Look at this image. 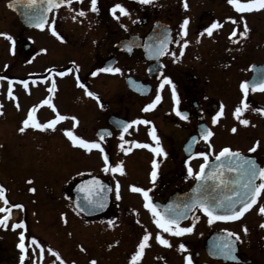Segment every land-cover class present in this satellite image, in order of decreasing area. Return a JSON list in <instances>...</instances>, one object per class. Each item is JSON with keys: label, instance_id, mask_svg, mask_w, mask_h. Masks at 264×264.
<instances>
[{"label": "flooded vegetation", "instance_id": "1", "mask_svg": "<svg viewBox=\"0 0 264 264\" xmlns=\"http://www.w3.org/2000/svg\"><path fill=\"white\" fill-rule=\"evenodd\" d=\"M8 1L0 0V13H12L16 17ZM186 2L187 8L183 6L185 0H153L151 5H141L137 0H98V12L93 13L90 0H73L71 6L62 5L48 13L49 24L55 27L63 40L52 35L47 25L43 30L27 27L16 17L20 30L19 34H11L15 41L11 46L12 57L29 63L37 60L49 64L43 76L55 81L56 90L50 95L56 100L62 101L58 95H54H62L59 81L70 78L72 82L69 86L73 91L65 95L64 101L71 112H76V119L80 118V112L84 113V132L78 130L77 125L75 129L70 126L66 129L89 141H99L97 134L108 129L112 134L99 142L109 156L110 164L122 163L123 174L106 173L99 150L88 152L82 149L87 165L84 172L50 191L52 197H55V192L56 198H64V210L70 213L74 209L72 189L78 180L95 177L112 189L107 193L106 207L102 212L82 216V223L89 230L96 226V230L104 231L100 232L103 240L99 243V255L105 263L97 264H114L112 257L115 262L121 260L123 264H129L146 230L152 237L137 264H186L185 257H191L192 264H264V228L260 227L264 223V215L258 211L264 205V193L256 205L234 221L209 224L202 211L193 210L187 218L180 220L181 227L191 226L193 231L177 237L158 229L151 213L144 208L143 196L130 190L131 186L150 189L149 195L161 209L170 203L188 202L185 194L194 186L196 179L187 176V169L191 167L198 172L204 163L203 157H197L195 153H207L209 164L224 147L251 156L264 166V115L252 110L264 109V92L249 91L244 97L239 87L243 81L251 83L258 80L264 71V10L237 13L228 0ZM116 3L123 4L129 13L125 16L117 11L119 20L110 12ZM80 9L85 10V16L78 15ZM229 17L237 23H233ZM185 18L189 19L187 36H180V24ZM213 22L221 27L214 29L212 36H209L204 29ZM244 23L249 29L247 35L230 38L233 29L238 32L243 30ZM165 30L172 41L168 44L169 52L160 56L149 55L144 44L150 43L153 36ZM184 40L189 43L183 47L181 54ZM129 46L131 51L127 50ZM41 49L46 51L42 52ZM169 53H175V56ZM108 66L118 67L121 71L91 75L93 71ZM69 68L73 70L71 73L63 77L56 75ZM77 75L88 90L99 97V103L85 95L84 89L77 85ZM164 77H169L175 84L178 103L173 101L171 85L165 84L159 89ZM158 89L161 101L155 108L143 111L155 98ZM242 99L248 105L241 116V119L250 122L247 126L233 115ZM221 104L224 106L223 115L216 124H212V117L220 110ZM176 110L187 113L188 119L178 117ZM133 120H148L151 123L132 125L123 134L122 141L120 136L123 129L118 125L121 122L131 124ZM153 127L166 156H154L150 148L136 147L131 143L135 141L154 147L156 142L149 135ZM202 127L213 133L208 143L200 137ZM233 127L237 129L236 132L231 131ZM257 128L263 135L252 133ZM242 132L245 134L241 135ZM193 137H196L195 143L192 142ZM257 141L261 147L255 153H249L248 149ZM128 149L130 151H126ZM154 158L159 164L155 187L150 178ZM117 181L120 184L119 200L115 197ZM9 194L10 190L6 189L5 197L9 201L6 206L19 204V201H10ZM12 212L19 211L11 208L10 213H0V217L8 215V221L12 224L25 221L19 214L11 220ZM59 219H62L60 224L65 227L64 237L69 239V234H73L68 227L69 218L64 215ZM109 221H112V226H109ZM24 225L27 231V224ZM245 226L247 233L243 231ZM58 227L55 228V235L59 234ZM7 229L8 232L14 230L11 225L7 228L0 226V232ZM224 230L240 236L235 241L234 255L238 257L237 260L218 254L216 245L219 238L226 235ZM157 232L169 240L171 247L156 241ZM36 238L43 245L41 237ZM89 239L90 248L94 251L93 240ZM17 240L15 246L12 244L14 251L18 249L19 237ZM6 241L0 237V264L9 247ZM181 243L185 245V251L179 250ZM114 249H117L113 252L117 253V258L110 253ZM62 251L65 252L62 259L70 261L71 252L65 244H62Z\"/></svg>", "mask_w": 264, "mask_h": 264}, {"label": "snow or ice", "instance_id": "2", "mask_svg": "<svg viewBox=\"0 0 264 264\" xmlns=\"http://www.w3.org/2000/svg\"><path fill=\"white\" fill-rule=\"evenodd\" d=\"M77 2H82V0H77ZM141 5H151L153 4V0H137ZM73 0H15V3H10L9 7H15L16 4H21L28 9L32 10L31 15L27 12L25 13V18L29 23H34L35 27L43 30L45 26H49L51 28L52 35L56 36L58 39L63 40V37L56 31L55 27L49 24L48 13L52 12L54 9H59L62 5L71 6ZM228 3L233 6L237 13H247L252 11L264 10V0H228ZM98 0H90V10L93 13L98 12ZM185 8L188 7L187 2L183 5ZM117 11L120 15H128V10L121 3H116L110 9L111 14L117 20H119L120 16L117 15ZM78 15L83 17L86 15L84 9H80L78 11ZM75 19V17H73ZM228 19L232 20L233 23H237L236 20H233L231 17ZM243 20V16L240 17ZM54 24V18H53ZM189 24V19L185 18L183 22L180 24L179 33L180 36H187V26ZM123 27V26H122ZM221 27V25L217 22H213L209 27L204 29V32L207 35L212 36L213 30ZM249 29L246 23L243 25L242 31H237V29H233L230 34L231 37H244L247 35ZM0 36L5 37L13 44L15 41L13 37L7 33H0ZM172 42L170 37L167 34V30L163 33L157 34L151 38L150 43H145L144 47L148 50V54H155L157 56L164 55L166 52H169L168 44ZM235 42V41H234ZM179 43V41H176ZM189 42L187 40L183 41V45L181 46V54L183 53V47L187 46ZM128 51H131V46L128 47ZM42 52L46 51L45 49H41ZM170 55L175 56V53H169ZM74 63V62H73ZM73 70L71 68L66 69L64 71H59L56 75L63 77L68 73H71ZM121 71L118 67H103L99 68L96 71L91 73L92 76H96L98 72H108V73H119ZM78 72V67H77ZM0 79H7L6 77H0ZM25 88L28 87L27 81H21ZM77 85L84 89L85 95L92 97L97 100L99 103V97L96 96L95 93L88 90L86 84H84L79 76H76ZM165 84L171 85L172 90V98L175 103H178L177 93L175 84L171 81L169 77H164L163 81L159 85V89H162ZM12 81H8V96L13 98L12 92ZM241 92L244 97H247L249 91L256 92H264V71H262L258 77V80H254L249 83L248 81H243L239 85ZM159 89L157 90V94L155 98L151 101V103L147 104L143 111H149L161 101L162 97L160 95ZM56 90V84L53 80L51 82V86L48 88L49 93H53ZM43 104H47L49 107L56 111L55 106L51 103L50 99H45L42 101ZM103 107L102 104H100ZM17 107L19 105L17 104ZM223 104L220 105V110L215 113L212 117V124H216L218 122V118L223 115ZM248 108V105L242 99L240 102V106H237L234 110L233 115L239 120L242 125H249V121L247 119H241L242 112ZM253 111L259 112L264 115V109L256 108L252 109ZM36 109L33 107L27 113L26 118L22 121V126L18 129L20 133H24L25 130L29 127L33 129H38L41 131L55 130L56 125L65 119H72L76 123H78L76 117H67L64 115H60L57 113L54 119L47 121L46 123H40L35 119L34 113ZM176 115L181 119H188V114L176 110ZM151 122L148 120H133L131 124L121 122L118 126L123 129L120 139L123 141L124 133L128 132V129L132 125L137 124H150ZM236 128L233 127L231 129L232 132H236ZM112 133L108 129L101 130L97 135L99 137V141H103L105 136H110ZM64 135L70 140L74 147L84 149L88 152H92L94 149L99 150L103 157V171L110 173H121L123 174L122 163H117L115 165L110 164L109 156L105 154L104 148L101 146L99 141H89L82 137L75 135L72 131L65 130ZM149 135L156 142L155 146H151L149 144H139L135 141H132L136 147H144L150 148V150L154 153V156H166L167 153L164 151L162 146L160 145V138L156 135V130L153 127L149 131ZM213 135L210 130L202 127V131L200 133V137L206 142H209V138ZM192 142H196V137L192 138ZM210 146V145H209ZM123 147V145H121ZM260 142L257 141L252 147L248 149L249 153H255L258 148H260ZM190 149H186L188 151ZM130 151V149L126 150ZM197 157H203L204 163L200 165V169L198 172H194L191 167L187 169V176L194 177L198 183L196 187L193 189V195L190 200L185 203H170L165 205L163 209L159 205L153 202L152 197L149 195L150 189H144L141 187L131 186L130 190L136 193H140L143 196L144 200V208L147 209L152 217L153 222L158 229H161L164 233H168L174 236H183L186 233H191L193 231V227H181L180 220L187 218L189 213H192L193 210L199 209L202 211L208 218V223L212 224L214 221H234L240 219L245 212L249 211L253 205L257 204L258 198L264 193V166H261L256 159L251 156H244L239 151H233L229 147H224L221 149L218 155H216L215 159L220 161L221 158H225V163L221 165H212V171L205 172L206 167L208 166V154L205 152H197L195 153ZM152 171L150 173L151 181L153 182V187H155V181L158 177V168L159 164L157 160L154 158L151 162ZM227 170L229 173H234L235 178L228 179L225 177L224 170ZM207 181H212L213 183L209 185ZM31 183V181H28ZM78 191L83 193L82 203H77L76 208L80 211H85L89 209H102L106 207L107 202V193L112 191V189L108 188L102 181L93 177L91 180L83 181L80 185L77 186ZM223 188L226 190L225 194L220 195L219 190ZM6 189L0 185V200L3 201L5 205L9 204V201L5 197ZM29 191H35L34 188H30ZM115 197L117 200L121 198L120 196V184L117 181L115 184ZM239 205V207H237ZM11 208L22 209L23 205L14 204L10 207H0V213H10ZM261 215H264V205L260 206L258 209ZM63 216V214H62ZM9 216L5 215L0 217V226L7 228L9 225L7 221L9 220ZM198 219V217H196ZM65 219V223H66ZM109 226H112V221H109ZM11 227L15 229H24L25 225L23 221L18 223H14ZM260 227L264 228V223H261ZM226 235L219 238V241L216 245L218 249V254L223 255L225 258H230L232 260H237L238 257L234 255L235 252V241L240 239V236L235 232H228V230H224ZM243 231L247 233L248 229L245 226ZM152 237V234L145 231V234L140 239L137 245V251L131 256L129 264H137V262L143 256L144 249L149 246V240ZM156 241L166 247H171V244L168 239H165L160 232L155 234ZM26 237L25 232H19V242L16 245L20 251L19 256V264H25L26 254L28 253L30 246H35L32 249L33 255L36 254V249H39V256L43 257L45 253V248L36 237H31L30 244L26 245ZM84 251L83 248H81ZM180 251H185L186 247L184 244L179 245ZM47 252L54 257L52 264H56V261H59V264H66V262L61 258L59 252L55 251L52 248H48ZM186 264H192L191 257H185ZM33 264H36L33 261ZM74 264V262H73ZM89 264H97V261L91 260Z\"/></svg>", "mask_w": 264, "mask_h": 264}, {"label": "rangeland", "instance_id": "3", "mask_svg": "<svg viewBox=\"0 0 264 264\" xmlns=\"http://www.w3.org/2000/svg\"><path fill=\"white\" fill-rule=\"evenodd\" d=\"M19 30L18 21L12 13H0V33L19 34ZM12 45L11 41L0 36V77L7 78L0 79V183L10 190V201H19V204L23 205L22 209L16 208L21 214L12 212L11 220L19 214V217L25 220L28 230L15 229L16 231L8 232L7 229V232H0V237L7 240V246L9 245L8 250L5 251L6 256L3 257L6 262L1 261V264H19L20 251L18 249L14 251L12 244L15 246L20 231L25 232L26 245L30 244L31 237L39 236L45 248L44 256L40 257L39 249H36V254L33 255L32 249L35 246H30L25 264H33V261L36 264H52L55 258L47 252V249L49 247L54 249L63 258L62 254L65 252L62 251V244L67 246L72 256L70 261H65L66 263L89 264L91 260L105 263L99 255L101 252L99 243L103 240L100 232L104 231L96 230V226L89 230L82 223L83 217L80 213L74 209L68 213L64 210V198L62 196L56 198L55 192L53 193L55 197H52L50 192L80 175L87 166L86 155L82 149L74 147L64 136L65 130H68L67 126L75 129L77 125V129L84 132V113H79L78 123L70 118L65 119L56 125L54 131H41L31 127L24 133L18 131L33 107L36 109L35 119L40 123L54 119L57 113L73 117L76 112H71L69 105L64 101L65 95L73 91L69 86L72 81L70 78L59 81L62 95L60 93L54 95H58L62 101L58 98L56 100L48 91L51 78L47 80L43 76V72H47L50 65L37 60L29 63L15 56L12 57ZM9 80L12 81L14 99L8 96ZM21 81H27L28 87L25 88ZM45 99H50L56 111L42 103ZM252 133L263 135L259 133L258 128ZM30 188H34L35 191H29ZM1 206L7 207L2 200H0ZM62 214L68 216V227L73 230V234H69V239H65V227L60 224L62 219L59 217H62ZM57 221L59 222L56 224ZM8 225L10 227L12 222L8 221ZM57 225L59 234L55 235ZM89 238L93 240L94 251L90 248ZM115 250L117 249L110 253L116 257L117 253H113ZM111 262L123 264L121 260L115 262L114 257L111 258Z\"/></svg>", "mask_w": 264, "mask_h": 264}, {"label": "water", "instance_id": "4", "mask_svg": "<svg viewBox=\"0 0 264 264\" xmlns=\"http://www.w3.org/2000/svg\"><path fill=\"white\" fill-rule=\"evenodd\" d=\"M10 3H15V0L8 1V5ZM10 8L16 13V16H17L18 20L23 25H25L27 27H35L34 23H29L28 20H26V18H25V13L26 12L29 15H31V13H32L31 9H28L25 6L21 5V4H16L15 7H10ZM131 86L134 88L133 85H131ZM224 163H225V158H223V157L221 158L220 161H217L216 159H213L208 164V166L206 167L205 172L207 173L209 171H212V165H221V164H224ZM224 174H225V177L228 178V179L235 178V174L227 172L226 169L224 170ZM86 180H91V178H83L81 180H78L74 184L73 189H72V194H73L72 203H73V206L79 213H81L85 217L100 213V212H102L105 209V207H104L102 209H89V210H85V211H80L79 209L76 208V204L77 203H82V197H83V193L78 191V187L77 186L80 185L83 181H86ZM197 183H198V181L196 180L194 186L185 194L187 196V201H189L191 196L193 195V189L196 187ZM207 183L209 185H211L213 182L212 181H207ZM225 192H226V190L221 188L219 190L218 194L223 195V194H225ZM237 207H239V205H237Z\"/></svg>", "mask_w": 264, "mask_h": 264}]
</instances>
